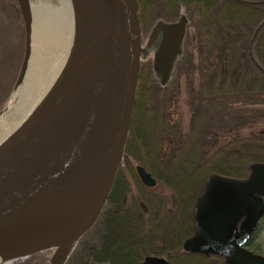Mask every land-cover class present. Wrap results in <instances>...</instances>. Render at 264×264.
Wrapping results in <instances>:
<instances>
[{
    "label": "water",
    "instance_id": "obj_1",
    "mask_svg": "<svg viewBox=\"0 0 264 264\" xmlns=\"http://www.w3.org/2000/svg\"><path fill=\"white\" fill-rule=\"evenodd\" d=\"M72 35L64 65L44 98L0 142V260L52 250L48 264H65L77 241L103 209L121 164L141 60L153 50V68L163 84L180 53L188 19L157 21L141 43L138 0H69ZM243 5L264 0H229ZM24 50L15 80L26 74L32 48L30 0H16ZM248 43L253 64L264 67ZM243 178L209 173L192 209L193 234L182 249L215 255L223 264H264L246 243L264 216V160L248 165ZM149 187L156 179L135 166ZM87 264H110L90 260ZM140 264H171L146 255Z\"/></svg>",
    "mask_w": 264,
    "mask_h": 264
},
{
    "label": "rangeland",
    "instance_id": "obj_2",
    "mask_svg": "<svg viewBox=\"0 0 264 264\" xmlns=\"http://www.w3.org/2000/svg\"><path fill=\"white\" fill-rule=\"evenodd\" d=\"M38 1L31 0L32 3H37ZM45 1L56 2L57 0ZM138 4L141 43L143 46L147 44L149 34L157 21H175L179 18L180 14H184L188 19L180 53L172 65L169 77L163 84L161 83L160 73L153 68V50L149 51L141 60L140 72L142 71L145 77L146 100L150 97L148 101L154 100L156 104V122L147 132L151 137V153L154 156L156 155L157 158L163 157L166 160V172H169L168 170L171 168L173 169L178 163L179 158L192 149V161L199 162L200 165L205 166L222 162L223 159H226L227 153L230 152H239L240 156H243L242 160L245 161L244 156L247 150L253 154L248 156V159L250 157L253 158L248 165L255 161H263L264 103L254 102L253 100L254 104L248 105L243 104V102L232 103L231 98L237 96L240 90H244L245 85L236 83L233 85V89L237 91H232L230 76L221 84L220 82L224 75L221 76L217 71L202 70V67L198 64L199 60L195 58L197 54L194 53L192 47L190 49L189 40V44L184 45L183 43L185 40L187 41L186 37H191L192 33L190 10H193L192 7L202 8L203 6L195 2L188 3L184 0H138ZM257 5L264 8V4ZM215 7V5H212L206 11L210 9V12H214ZM240 16L238 17L239 20L243 18V15L241 18ZM263 17L264 13L253 14L250 17L244 18V21L240 20L247 25V28L244 27L243 30L245 34H250L249 41L254 28ZM250 27H252V30ZM263 30L264 27L259 31L257 36ZM192 41L193 46H195L194 40ZM186 48L190 49L192 53L184 60L182 56ZM23 50L24 30L17 2L16 0H0V113L7 107L8 99L14 88ZM176 64L178 65L176 66ZM253 66L257 69L254 64ZM175 69L179 75L177 74L178 76L173 77ZM257 70L259 71V69ZM208 75L211 76V79H214L213 82H206ZM170 83L172 86L169 85ZM207 86L208 88H206ZM207 95H209L210 99L207 98ZM167 96L170 97L166 98ZM164 117L169 124L165 123ZM140 153L143 155L142 152ZM130 159L133 170L127 168L124 170V178L126 179V186L128 188L126 201L129 203L133 198L138 197L141 189L153 188L154 191H159L158 197L155 198V201L159 205L155 206L154 212L163 215V211L174 209L173 200H175V195L170 186L165 185L161 180L158 181L156 178L157 183L155 186H146L136 174L135 166L137 164L144 166L150 172L148 167H152L151 161L147 159L144 161L138 160L136 159V154L131 156ZM227 163L229 164V162ZM153 177L155 176L153 175ZM190 188L191 194L197 195L198 185H190ZM103 233L104 228L102 224L86 232L75 244L74 249L69 255L70 259L72 260L75 254L77 255L75 259L76 263L79 264L86 261L89 250L101 246V235ZM152 244L157 248L160 243L154 241ZM247 247L255 253L264 255V220ZM181 250H183L182 247ZM52 253V250L40 251L27 257L7 261L4 264H48ZM173 254V252L170 253L171 256ZM146 255H157L166 258L165 255L146 253L140 258L138 264H140ZM197 256L202 257L199 258V261L202 262L199 264H222V259L214 255ZM90 260L93 259H89L85 264Z\"/></svg>",
    "mask_w": 264,
    "mask_h": 264
},
{
    "label": "trees",
    "instance_id": "obj_3",
    "mask_svg": "<svg viewBox=\"0 0 264 264\" xmlns=\"http://www.w3.org/2000/svg\"><path fill=\"white\" fill-rule=\"evenodd\" d=\"M184 1L203 6L192 7L193 10H190L192 33L191 37H186L187 41L183 42L186 45L189 40L190 49L192 47L197 54L195 58L199 60L201 69L217 71L221 76L224 75L221 84L230 76L232 91L235 90L233 85L236 83L245 85V89L240 90L242 92L239 91L237 96L231 98L232 103L243 102L247 105L254 102L264 103V74L253 66L249 58L250 34H245L243 30L244 27L247 28L243 22L244 18L253 14H262L264 8L259 5H242L229 0ZM212 5L216 6L215 11L210 12V9L206 11ZM246 13L248 15H244ZM241 14L243 18L240 20L243 21L238 19ZM250 29L252 30V27ZM190 49L186 48L183 52L184 60L192 53ZM253 51L258 62L264 66V30L255 39ZM177 74L175 69L173 77L179 75ZM206 80L211 83L214 79L208 75ZM169 85L172 86L171 83ZM146 95L145 77L141 71L122 163L115 175L107 201L91 228L102 224L104 233L101 235V246L90 249L88 259L79 264H85L89 259L106 261L110 264H138L146 253L165 255L172 264L202 263L199 261L202 257L181 250L182 241L193 232L192 208L195 198L202 192L209 173L216 172L242 178L247 174L248 163L253 160L252 157L248 159V156L253 155L249 150L245 152V161L242 160L243 156H240L239 152H230L225 156L226 159H223L225 163L222 161L205 166L192 161V149L179 158L173 169L166 172V160L163 157L157 158L151 153V137L147 132L156 122V104L154 100L148 101L150 97L146 100ZM208 96L207 98L210 99ZM221 101L223 102L222 99ZM164 121L169 124L165 117ZM169 137L171 139V135ZM134 154L138 160L151 161L153 168L148 167L150 173L158 181L161 180L173 189L174 209L163 211V215L155 213L154 208L159 205L155 198L158 197L159 191H154L153 188L144 189L145 191L141 189L138 197L131 198L129 203L126 201L128 188L124 170L126 168L133 170L130 157ZM193 184L198 185L197 195L191 194L189 190L190 185ZM154 241L160 243L157 248L152 244ZM172 252L173 256L170 255ZM76 257L77 255L74 254L71 260L69 256L66 264H78Z\"/></svg>",
    "mask_w": 264,
    "mask_h": 264
},
{
    "label": "bare ground",
    "instance_id": "obj_4",
    "mask_svg": "<svg viewBox=\"0 0 264 264\" xmlns=\"http://www.w3.org/2000/svg\"><path fill=\"white\" fill-rule=\"evenodd\" d=\"M32 48L23 81L14 86L0 113V142L7 138L44 98L69 51L72 9L69 0L32 3ZM0 260V264H4Z\"/></svg>",
    "mask_w": 264,
    "mask_h": 264
},
{
    "label": "flooded vegetation",
    "instance_id": "obj_5",
    "mask_svg": "<svg viewBox=\"0 0 264 264\" xmlns=\"http://www.w3.org/2000/svg\"><path fill=\"white\" fill-rule=\"evenodd\" d=\"M176 21V20H175ZM171 22H174V21H171ZM264 220V218L263 219H261L260 221H259V223H258V225H257V229H256V231L258 230V228L260 227V223L262 222ZM255 231V232H256ZM255 234V233H254ZM254 238V235H253V237L249 240V242H251V240ZM249 242L247 243V246H248V244H249ZM222 264H223V261H222Z\"/></svg>",
    "mask_w": 264,
    "mask_h": 264
}]
</instances>
